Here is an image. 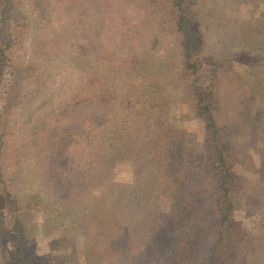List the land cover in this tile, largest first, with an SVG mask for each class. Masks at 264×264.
I'll return each mask as SVG.
<instances>
[{"label": "rangeland", "instance_id": "374dc122", "mask_svg": "<svg viewBox=\"0 0 264 264\" xmlns=\"http://www.w3.org/2000/svg\"><path fill=\"white\" fill-rule=\"evenodd\" d=\"M46 3L50 22L40 0L7 11L22 93L11 101L5 82L1 95L13 106L2 171L18 206L0 194V264L18 248L37 264H217L219 250L264 264V0H192L199 65L215 73L233 155L224 228L206 180L209 122L187 94L172 16L148 17L146 0ZM47 129L60 146L32 161L25 149ZM190 156L201 174L188 176Z\"/></svg>", "mask_w": 264, "mask_h": 264}, {"label": "trees", "instance_id": "16d2710c", "mask_svg": "<svg viewBox=\"0 0 264 264\" xmlns=\"http://www.w3.org/2000/svg\"><path fill=\"white\" fill-rule=\"evenodd\" d=\"M42 3L43 8H40L38 4V10H42L41 17L48 20L50 15V9L48 8V4L46 3L47 0H40ZM147 8H148V17L150 16H160L161 20H166L168 18V14L172 16V21L175 23V29L178 33V36L182 38V52H183V70H184V78L185 83L188 84L187 94L191 96L192 101L196 105V110L204 115L205 119L209 122V132H208V140L212 145V156L208 162L210 169L209 177L206 180L211 178V183L213 187H216V192L218 195L214 197L215 203L213 202V207L216 209L217 212H223L224 216L222 218L223 228L224 226H228L229 223L232 222V212H233V204L231 198V188L235 175L232 172V163H233V155L231 151L227 150V145L229 139L224 135L221 126L218 125L216 114L220 101L217 98V90L214 89L215 84L209 83L214 82L213 78L215 73L211 70V72L203 71L199 65V54H198V46H199V38L197 35L192 31V26L190 22L191 18V11L193 9L192 0H146ZM11 9V10H10ZM10 10L12 14L13 4L12 0H0V194L7 198L8 206H12L14 210H17L16 207L18 206L17 198L12 193V189L10 190L9 182H4V174H3V164L2 158L5 154V147L6 135L4 133L6 123H7V114H9L13 106L11 104H7L3 102V93L7 94V90L3 91V89L7 88L5 82H9V91H11V101L14 100L15 96H18L22 93V89H19L17 86L22 79L21 75H19L20 67H17L14 63L16 57L14 56V51L10 52L7 55L8 50L12 47L14 43H17L21 39V36L15 39V36L10 32L7 31V28H11L13 30L12 23H9L7 19V11ZM49 21V20H48ZM50 22V21H49ZM18 27V26H17ZM240 30V31H239ZM235 32V34L241 33V29ZM12 41L13 44H12ZM241 55L245 58L254 59V56H250L245 54L244 52L236 53L235 55ZM259 57V56H258ZM239 59V57H237ZM236 59V61H238ZM19 65V64H18ZM28 69V67H27ZM26 69V70H27ZM206 73V74H205ZM10 77V80H9ZM209 80V82H208ZM12 81V83H11ZM219 89V88H218ZM101 98V97H100ZM190 99V98H189ZM3 104V105H2ZM50 130H43V135L33 141H31V147H26V151H33L32 157H35L32 161H38L43 157L44 150L50 151L51 146L54 144H58L60 146V137L55 138L50 135ZM8 133V132H7ZM8 135V134H7ZM155 143V141H154ZM179 145V143H178ZM177 145V146H178ZM184 147H179L180 151H187L188 147L183 144ZM176 146V147H177ZM181 146V145H179ZM175 147V151H176ZM22 149V148H20ZM21 151V150H20ZM25 154V152H22ZM55 161L58 160L57 157L53 158ZM177 159V158H176ZM182 161L185 163L184 167H186L187 171L189 172V177L192 173L197 172L196 168L198 169L199 174L203 171V166L201 163H196L193 159V156H190L188 159L181 157ZM42 160V159H41ZM179 161V160H178ZM180 162V161H179ZM179 165V164H178ZM176 163L174 166H178ZM48 173V171H47ZM19 174H16V176ZM2 185V186H1ZM38 194H36V199ZM5 198V199H6ZM17 200V201H16ZM8 212V217L11 221H14L15 216L13 217L14 213H12V209ZM92 214V212H91ZM17 222V228L25 233L24 229L21 225V222ZM3 225V223H2ZM1 226V225H0ZM239 231H242L239 230ZM244 231V230H243ZM221 235H225L226 231L224 229L220 232ZM88 241V240H87ZM225 241V240H223ZM237 243V242H236ZM236 245V244H235ZM26 251V250H25ZM237 254H228L225 250H219L217 254V264H239L241 254H238L235 258L232 256ZM14 259H12L13 264H37L34 260L30 258H24L23 251L21 248L15 250L12 253ZM235 259V260H234Z\"/></svg>", "mask_w": 264, "mask_h": 264}]
</instances>
